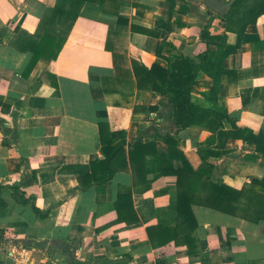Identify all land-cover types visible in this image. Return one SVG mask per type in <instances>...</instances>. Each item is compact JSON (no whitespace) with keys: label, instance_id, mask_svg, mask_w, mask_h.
Listing matches in <instances>:
<instances>
[{"label":"crops","instance_id":"obj_1","mask_svg":"<svg viewBox=\"0 0 264 264\" xmlns=\"http://www.w3.org/2000/svg\"><path fill=\"white\" fill-rule=\"evenodd\" d=\"M56 1L0 0V264H264V221L193 205L197 249L190 255L173 241L152 248L146 233L148 225L184 220L176 211L175 176L159 171L182 163L168 158L160 136L176 132L177 150L195 169L198 144L213 164L212 181L241 188L264 176L255 144L220 140L206 126L221 113L224 131L237 126L264 136V8L241 30V11L225 21L202 0L86 2L58 55L39 58L27 73L31 53L10 41L19 30L33 33ZM255 5L264 7V0H241L237 10ZM209 19L214 39L207 44ZM131 24L158 37L133 31ZM109 30L110 48L126 55L127 69L132 59L167 66L179 56L199 62L202 55L210 64L191 87L190 126L178 130L167 95L137 89L134 78L111 79L110 92L103 91L101 78L114 75L105 48ZM162 41L173 47L161 48ZM99 122L108 133L123 132L115 142L125 143L111 163L112 178L103 184L90 178L80 189L90 163L103 158ZM136 140L155 142L157 154H146L139 166L148 171L144 182L133 186L129 150ZM124 189H131L139 218L133 224L116 221L115 201Z\"/></svg>","mask_w":264,"mask_h":264},{"label":"trees","instance_id":"obj_2","mask_svg":"<svg viewBox=\"0 0 264 264\" xmlns=\"http://www.w3.org/2000/svg\"><path fill=\"white\" fill-rule=\"evenodd\" d=\"M107 1L109 0H57L56 4L42 15L38 27L33 33L23 30L14 33L10 46L18 51L31 53V59L26 68L27 73L32 70L39 58L53 59L58 55L84 3L89 2L104 5ZM168 1L172 5L174 0ZM240 1L235 0L226 13L218 17H221L225 21L229 20ZM255 6V8L244 10L241 17L237 18V21H239L245 18L243 15H246L245 21L240 26L241 30L245 28L248 22H253L255 17L264 8L259 5ZM210 20H208L205 26L203 35L207 44L212 43L214 39L206 29L210 24ZM130 28L133 31L158 37V34L150 32L146 28L133 24L130 25ZM110 34L109 30L105 48L112 54L114 75L111 77L103 76L101 78L103 91L110 92L106 84L111 79L119 80L122 77L134 78L137 89L160 91L167 95L173 104V119L178 130L190 126L194 121L191 87L196 83L199 70L210 69V64H207L202 55L198 56L199 62L186 56H179L169 60L167 66L153 63L150 67H146L132 59L131 68L127 69L125 67L126 55L110 48ZM164 46L173 47L172 44L162 41L160 47L163 48ZM216 70L218 71L219 68H216ZM213 79L216 82V75ZM220 116L221 113H217V119H213L206 125L212 132L217 134L220 140L229 137L242 138L255 144L256 150L264 158V136L261 133H255L252 130L237 126L235 130L226 132L218 122ZM98 129L103 158L90 163V172L79 178L80 189L87 188L85 183L90 178L96 184H103L112 178L115 169L111 167V163L118 157L125 143L123 138L115 142V137L118 135L123 137V132L108 133L106 123L99 122ZM160 138L168 147V158L180 159L182 163L181 168L162 167L159 171L162 175L175 176L177 189L176 211L184 220L174 225L157 223L146 226L147 237L152 248L160 247L173 241L174 244L186 246V252L189 255L196 252L197 246L194 230L197 226V220L192 209L193 205L208 207L256 223L264 221V176L252 178L241 188H234L219 181H212L213 164L208 161L207 156L198 144L196 146L201 164L195 169L191 166L185 155L177 150L179 139L176 132L160 136ZM146 154H157L155 142L144 143L141 140H136L131 144L129 160L135 174L133 186L144 182V176L148 171L145 167L139 166L145 160ZM144 188L147 187L145 186ZM17 194L22 196L21 191H17ZM131 196V189H124L117 194L115 201L117 222L133 224L139 221L131 204ZM20 202L25 204L26 200L21 199ZM156 264H160V261L157 260Z\"/></svg>","mask_w":264,"mask_h":264},{"label":"water","instance_id":"obj_3","mask_svg":"<svg viewBox=\"0 0 264 264\" xmlns=\"http://www.w3.org/2000/svg\"><path fill=\"white\" fill-rule=\"evenodd\" d=\"M235 0H202L203 5L213 14L223 16Z\"/></svg>","mask_w":264,"mask_h":264},{"label":"rangeland","instance_id":"obj_4","mask_svg":"<svg viewBox=\"0 0 264 264\" xmlns=\"http://www.w3.org/2000/svg\"><path fill=\"white\" fill-rule=\"evenodd\" d=\"M224 1H227V0H224ZM240 11H241V14H242V10H240V9H236L235 11H234V13L232 14V16H231V19H233L234 17H236L238 14H240ZM235 12L237 13V14H235Z\"/></svg>","mask_w":264,"mask_h":264}]
</instances>
